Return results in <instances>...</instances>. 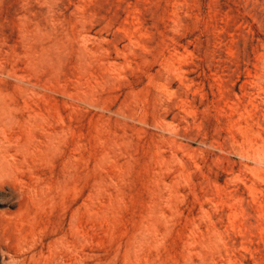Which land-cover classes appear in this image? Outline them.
Returning <instances> with one entry per match:
<instances>
[{"label":"rangeland","instance_id":"obj_1","mask_svg":"<svg viewBox=\"0 0 264 264\" xmlns=\"http://www.w3.org/2000/svg\"><path fill=\"white\" fill-rule=\"evenodd\" d=\"M0 264H264V0H0Z\"/></svg>","mask_w":264,"mask_h":264}]
</instances>
